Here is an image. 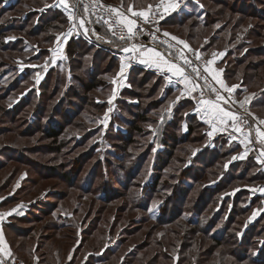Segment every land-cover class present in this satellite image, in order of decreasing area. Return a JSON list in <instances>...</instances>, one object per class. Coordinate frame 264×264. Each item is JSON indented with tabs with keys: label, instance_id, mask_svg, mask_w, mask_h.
<instances>
[{
	"label": "rangeland",
	"instance_id": "rangeland-1",
	"mask_svg": "<svg viewBox=\"0 0 264 264\" xmlns=\"http://www.w3.org/2000/svg\"><path fill=\"white\" fill-rule=\"evenodd\" d=\"M157 2H159V0H153L151 4L154 5ZM229 2L230 5H233L234 0H229ZM6 5L8 6V4ZM192 5H194V7ZM195 6L199 8L200 13L196 12ZM147 7L148 5L146 8ZM135 10H142V8ZM187 11H195L196 15H202L203 6H201L200 0H192L189 2L177 17H181L187 13ZM17 12L18 10L13 13L2 12L3 15L0 16V24H10L9 21L19 15ZM60 22L63 23V19H61ZM70 23H73V25H70ZM77 23L80 24L73 16L72 19L68 20L67 24L64 21V32L70 30L71 27L68 36L63 37L62 35L64 32H62L52 43L42 41L43 37L46 35H42L38 38L29 36L28 31L31 30L33 23L26 26L23 30L10 28L11 30L6 32L7 36H5L3 42L13 46H27L28 49L23 54H19L17 51L10 49L9 52H3L0 46V92L4 93L7 90L10 92L6 100L4 99L0 104V109H2V112H0V128H8L7 131L0 132V151L6 156L14 157L11 160H7V166L0 171V176L7 173L6 178L0 181V200L3 201L1 211L11 212L15 209L14 207H23L21 213L11 218L12 220H17L26 212L38 210L35 215H32V219L29 222H20V224H18L21 230L32 227L30 230L21 233V235L28 236L29 240L27 238L21 240L20 237L16 236L17 234H15L14 230L11 229L9 233H7L9 248L11 249L9 256H16L22 259L26 264H129L133 256L130 253L135 252L138 256H142L146 253V264L149 262H153V264H178L180 262V257H182L181 253L184 252L179 250L180 246H178L179 249L174 247V249L170 250V256L168 260H165V252L160 248L158 249L157 244L162 241L169 243L173 241L177 235L182 237L185 232H189V234L194 236V239L198 243L197 250L200 254H210L214 246H211L210 240L198 230L201 228L197 226V229L191 223V220L196 221V216L191 214L195 209L193 204L185 206L186 203L184 204V200H181V206H177L176 209H182L181 207L183 205L185 207L183 206L184 211L182 210V214L178 213V215H180L178 217L175 216L176 218L174 217V220H177L175 224L172 226L161 224L162 218L160 215L163 212L162 207L164 204H168L170 195L173 193V188L177 182L175 175H179L183 171L181 160L177 161L175 159L173 163L166 168L164 171L165 174L162 176L161 184L165 185V181H168L167 185L171 188L165 190L162 188L155 197L151 196L153 202L148 210L142 211L138 208L130 209L131 204L129 200L137 195L141 183L146 181V191L153 187L152 183L158 172L155 175H151V161H154V154L163 149L162 144L158 143L160 142L158 139L161 135V131L163 132L164 130L161 125L165 120L164 118L168 116V112L165 111L168 110L167 108H169L170 104L161 103L157 110L153 109L149 112L146 117V123L139 124L141 130L134 132L131 136L134 142L133 146H128L122 139L116 138V133H122L121 135L128 134L124 126L127 116L129 117L130 115V112L127 116L125 115L127 113V106L128 104L130 105L132 101H134V103L138 101L125 98L124 91L131 88L138 91V85L137 83H132L130 79H128L127 82H118L117 86L114 84L118 81V76L120 74L119 59L111 52L98 49L96 45L89 41L87 34L83 32L84 26L80 25L79 27ZM235 23L236 22L233 24ZM253 25H255L257 30L250 34L248 32ZM166 30L172 37L177 38L175 40L183 41L188 46L199 51L203 57L210 59L212 61V66L213 60L216 61L223 57L224 60H222L223 62L220 64V67L224 69L225 72L230 69L228 71L229 73L235 69L234 67L238 60L244 58L248 48H260L261 45H264V37H255L257 33L264 30V20L259 19H246L245 22H242L239 27L234 29V35L225 33L223 35L224 38H221L222 41H218L215 46H209L207 49L206 42H209V37L214 32L215 28H213V30H208V35H205L202 41L199 40L197 45H194L193 41H187L186 39L178 37L177 33H175V28L171 29L166 27ZM196 31L197 30H194V32ZM49 33H52V31ZM223 39H225V41H223ZM245 42H251V44H245ZM1 43L2 41L0 40V45ZM78 43L86 45V49H88V51L85 49L86 56L82 62H78L76 59L77 55L84 51L81 45L76 51V54L74 53L71 55L69 53V48L75 45L78 47ZM262 49L264 50V48ZM263 50H257L256 52L258 54L255 53V55L248 54L244 62L247 63V65L262 62L259 71L264 74V54L259 53ZM229 51H232V55H230L227 60ZM98 52L100 53L99 59L101 60V64H97L98 69L95 78H97V81H103L105 87H100L95 92H92L91 96H94L98 105L102 106L101 111L96 113L98 109H94L96 112L93 113V106L90 102H84L86 108H84L82 114L80 112L81 116L78 117L80 115L78 113L79 110H76L75 106L76 104L81 106L84 96H79L77 91L82 88L80 85L81 82L88 80L85 81L86 85H91L93 83L89 81V76L93 71V66L90 65L93 62L94 53ZM52 55L54 59H52ZM224 55L226 56L224 57ZM72 60L73 63L75 62L73 69L70 67ZM50 69L55 73V76H53L52 81L42 90L41 85L46 78V73L50 71ZM86 69L89 74L85 72ZM244 69L245 65L240 68L241 71ZM58 73L62 76L64 82L62 81L60 83L61 87L58 89V92L53 93L52 90L57 83L56 78H61L59 75L57 76ZM72 75H77L75 78L76 80ZM239 77L242 78V75ZM120 78H122V76ZM141 79L142 76L138 75L136 81L139 82ZM239 81L241 80L235 78L226 82L227 86L230 88L240 87V89H242L243 87ZM124 83L126 87L120 88L121 86L124 87ZM155 83V79H150V86L145 89V92L149 91L150 87L152 88ZM11 85L15 86L12 88V91H10ZM156 87L153 96L149 98L143 97V102L145 101L146 105L150 101L159 99L160 88H163V84H158ZM122 89L124 90L122 91ZM260 91V87H255L252 92H247L246 90L240 91L241 94L234 95L233 97L234 105L239 108L241 103L245 100L247 102L252 100L250 104L246 103L239 109H243L246 105H250V111L254 113L251 110V104L254 102V97L257 95V92ZM43 92L45 93V97L42 100V105L49 104V107L42 120V125L49 121V119L50 121H56V128H58L61 123L65 125L64 129H62L65 130V132L63 131L64 133L56 145L48 140L43 133H40L37 124L35 126L31 125L28 128L29 117L38 109L37 105L41 101L39 96ZM53 97L55 98L52 99ZM64 98L66 99L64 100ZM28 99H31L32 102L23 106V108L19 107L17 112L13 115L12 112L16 109L11 111V108L21 101V103H23ZM83 99H85V97ZM60 100L64 102L62 111L60 109L56 112L51 111L53 110L52 107H55ZM89 105H91V109H89ZM138 111L141 113L143 110L139 108ZM53 112L55 115H53ZM73 112L77 113V115H72ZM120 113H124L122 117H118ZM256 113L264 119V108ZM70 118L72 119L69 120ZM79 122H83L84 124L79 129H76ZM88 133H91L88 139L83 142L78 141V138ZM5 145H8L7 147L9 148H4ZM192 145L195 146H186L191 149L192 152L205 147L203 144ZM207 145L215 148L216 144L214 145L212 142ZM239 145L241 146V144ZM239 145L234 146L227 143V145L224 144V148L220 146L225 152H230V157L226 158L227 161L221 162L220 165H236L250 159L251 154L248 155ZM149 146L151 147L150 150L152 153L150 160L146 162V165L143 159L141 160V165H145L146 167L138 171V175L135 177L136 179L131 180V174L135 164L133 160L126 158L128 152L129 155L138 156L145 153L146 150L149 149ZM59 148H61L60 151L58 150ZM18 151L28 155L27 162H22L17 158L20 155V153H17ZM189 155L190 152L186 149L183 154L184 159L188 160ZM241 156H243V158H241ZM98 168L100 170L99 172ZM240 170L242 169L240 168ZM215 172L213 170L208 171V175H206L203 180H200L194 190L191 191L189 199L196 198L199 192L208 186V182L215 181L218 174L222 172L221 167H218V171L215 168ZM255 172L258 173L257 167L255 168ZM86 178L88 181H93L91 190L88 192L81 189ZM148 179H150V181H148ZM248 181L249 180H247V183L237 181L234 185L229 187L228 191L221 194L222 196L220 195L214 199L218 200L217 205L216 203H207L204 213H202L204 218H200L199 221L205 224L206 217H209L214 211L220 209L223 205L222 201L224 198L228 197V195L233 197L239 190H249L250 194L253 196H258V194L263 193L264 181H257L253 185L249 184ZM116 183H118L119 186H117ZM103 191L108 193L107 201L100 199ZM147 197H150L148 193ZM260 198H256L257 205L254 210L263 212L264 196H260ZM210 200L211 198L206 200V202ZM54 205H56V207H52ZM173 211H175L174 208L171 212ZM48 213H52V217H50ZM251 215L249 213L246 214L245 217L240 218L241 222H238L237 228H235L236 233L239 234L242 229V224L239 223H243V221ZM262 215L264 217V214ZM63 216L77 223V226L73 225V223L70 224L71 226L73 225L72 227L76 228L74 232L77 233L73 236L76 241H63L59 236L62 231H53L54 227L52 223H59L58 218ZM227 217L226 213L224 219L219 223V227L224 224ZM176 225H181V230H178L179 228ZM114 226H116L115 231L113 230ZM171 228L174 229V231L171 230ZM261 228H264V221L259 229ZM176 230H178V234L175 232ZM113 232H115V234L111 235ZM125 233H128L127 237ZM259 236V239L264 238V234ZM111 237L116 240L120 238L124 239L122 246L119 247V251L115 254L113 253V255L109 254L110 247L117 244H115V241ZM11 241L16 243V245H14L15 248H17V245L22 243L24 245L25 243V249L22 248L24 247L22 246L16 250L10 245ZM81 242L83 244L82 248L77 250L76 255H74L75 246L81 244ZM185 245L194 247L196 243H194L193 240H191L190 243L185 241L183 247H186ZM24 250L30 251L32 255L29 254L28 257L27 252ZM222 250H225V247L219 246V249L215 250V256L219 257ZM94 253L95 255L93 256ZM104 253V258L111 259V263H104L105 260H101V258L103 259ZM203 257L206 259L208 256L203 255ZM222 259L225 264H249L248 262L238 261L236 256H226ZM134 260L135 259H133L132 264H136ZM199 264L207 263L204 262Z\"/></svg>",
	"mask_w": 264,
	"mask_h": 264
},
{
	"label": "trees",
	"instance_id": "trees-1",
	"mask_svg": "<svg viewBox=\"0 0 264 264\" xmlns=\"http://www.w3.org/2000/svg\"><path fill=\"white\" fill-rule=\"evenodd\" d=\"M2 1V2H1ZM29 1V2H28ZM57 1V0H56ZM110 1H116L120 3L124 8H128L129 5H134L135 9L142 8L146 9L147 5H150L153 0H110ZM28 2V3H26ZM52 1L51 0H0V16H2V12L6 13H13L14 11L18 10V14L16 17H14L8 25L0 24V40L1 43V50L3 52H9L10 50L17 51L19 54H23L28 49L27 46L19 47L17 45H11V44H5L4 39L5 36H7L8 31H10L12 28H17L20 30H23L26 26H29L31 23H33V26L31 27V30L28 31L29 36H34L35 38H38L42 35H46L43 37V42H53L55 39L64 32V21L68 22L69 17L68 15H65L62 11L59 10H47L42 11L44 8H46ZM201 6H203V12L202 15L198 16L194 12H187L181 17L178 14L172 17L170 20L165 22V27L169 28H175V33H177V36L183 39H186L187 41H193L194 45H197V42L200 40L202 41L205 38V35H208V30L215 28L212 35L209 37V42H206V49L209 46H215V44L218 41H222L221 38H224L223 35L225 33H231L234 35L235 28L239 27L242 22H245L246 19H259L264 20V0H234L233 5H230L229 0H200ZM158 3V2H157ZM8 4V6L6 5ZM156 4V3H155ZM152 5V4H151ZM263 6V7H262ZM24 7V8H23ZM229 8V9H228ZM181 13V12H180ZM179 13V14H180ZM70 14V13H68ZM63 17V18H62ZM63 19V23L60 22V20ZM236 22L235 24H233ZM19 24V25H17ZM69 24V23H68ZM220 24V25H219ZM11 28V29H10ZM234 28V29H233ZM194 30H197L194 32ZM257 28L255 25L249 30L248 33L255 32ZM5 31V32H4ZM52 33H49L51 32ZM46 33V34H45ZM255 37H264V30L257 33ZM249 38V37H248ZM225 41V39H223ZM245 44H251L245 42ZM73 45V44H72ZM74 47L69 48V53L76 54V51L80 47V43H78ZM83 47L82 50L83 53H79L77 55V61L82 62L84 60V57L86 56V45H81ZM244 46V45H242ZM262 48H264V45H261ZM260 47V48H261ZM74 48V49H73ZM251 48V47H250ZM248 48L247 53L245 54L244 58L239 59L238 62L235 64V69L228 72L230 69H228L225 72V78L226 81L233 80L237 78L241 81L240 84L243 87L242 89H238L237 95L241 94L240 91L246 90L247 92H252L255 87H260V92H257V95L255 96L254 102L251 104V110L257 115L258 111L264 108V74L260 73L259 67L262 64V62H259L257 64H248L244 61L246 60V56L249 55H255L258 54L256 51L263 50L262 48L255 47L254 49ZM72 49V51H71ZM86 49V51H85ZM96 52V51H95ZM249 52V53H248ZM227 60L229 59L230 55H232V51L228 52ZM260 54H264V50L262 52H259ZM81 54V55H80ZM93 62L90 66H93V71L91 72L89 76V81L93 82L91 85H86L85 80L84 82H81V89L77 91V94L83 95L85 99L82 98V104L75 106L76 110L78 109V113L82 114L84 112V108H86L84 102H90V104L93 106V113L96 112L94 109H98V112L101 111V105H98V103L95 101L94 96H91L92 92H95L100 87H105V83L102 81H97V78L95 76L97 75V69L98 65L101 64V60L99 59L100 53H94ZM1 56V55H0ZM264 56V55H263ZM75 63V62H74ZM73 60L71 61V68H74ZM245 65V69L243 71L240 70V68ZM96 70V71H95ZM87 74L89 72L87 69L85 70ZM253 72V73H251ZM46 78L43 81L41 85V89L43 90L49 82L52 81L53 76H55V73L53 71H48L46 73ZM60 76L58 73L57 76ZM142 76L141 81L137 82L136 78L137 76ZM242 75V78L239 76ZM74 76V79L77 77V75ZM56 78V85L54 86L52 92L57 93L58 89L61 87V82H64V79ZM95 78V79H94ZM129 79L132 83H137L138 85V91L134 88L127 89L124 91L125 98H131L133 100H138L134 103L132 101L130 105L127 106V113L126 116L130 112V116H127V120L124 123L125 129L127 130V135H121L122 133H116L117 137L122 139L126 145L133 146L134 142L132 141V134L134 132H137L138 130H141V127L139 124L146 123V117L148 116L149 112L154 110H157L160 106L159 104L163 103L161 98L155 100V101H148L149 103L146 105L145 101L143 102V97H150L155 94L156 86L158 84H163L161 80H157L155 85L149 89V91L145 92V89L148 88L150 79H155V77L151 76L150 74L146 73V71L135 68L132 70ZM76 80V79H75ZM156 80V79H155ZM96 82V83H95ZM98 83V84H97ZM14 84V83H13ZM60 84V85H59ZM15 87L13 85L10 86V91H12V88ZM76 94V93H75ZM10 95V92L5 91L4 93L0 92V104L6 100V97ZM41 101L38 103L37 107L38 109L31 114L29 117V126L32 125L35 126L37 124V128L40 130V133H43V135L46 136V138L50 141H52L55 145L58 144V140L62 137L63 133L65 132L64 129L65 125L62 123L59 124V127H57L56 121L52 120L47 121L44 125H42V120L48 111L47 108L49 107V104L42 105V100L45 97V93L43 92L40 96ZM53 97L52 99H54ZM66 98H64L65 100ZM22 102V101H21ZM18 103L16 106L11 108L13 111L12 114L14 115L15 112H17L18 108L30 104L32 102L31 99H28L27 101H24L23 103ZM50 103V102H49ZM62 105H64V102L60 100L55 107H52L53 110L56 112L58 109L62 111ZM91 105H89V109H91ZM145 106V107H144ZM182 107L181 105H177L174 109V114L171 116L168 114L167 118H164V122L162 123V129L164 128L163 132L161 131V135L159 137V144H162V151L156 152L154 161H151V175H155L157 172V176H155V180L153 181V187L149 188L148 191H146V181L140 184V190L137 192V195L129 200L131 207L130 209L138 208L142 211L148 210L149 206H151V203L153 202V198L155 197L159 191L164 188H171L168 187V181H165V185L161 184L162 176L165 174L164 171L167 167L173 163V161L176 159L181 160L183 164V171L179 175H175L176 184L173 188V193L170 195L168 204H164L162 207V213L161 218L163 225H174V220L176 217H178L180 214H182V209H176L177 206H181L180 202L181 200H184L185 206L189 204H193L195 209L192 211L191 214H194L196 216V221L191 220L192 225L198 229L200 227L201 229H198L200 232H202L211 242V246H214L211 253L203 254L205 256H208L206 259H204L203 255L200 254L197 250L198 243L194 239V236L188 233H184V235L181 237L178 234V230H181V225H176L179 229L176 230L177 236L176 238L166 243L165 241L158 242L157 248L163 250L165 252L164 258L165 260H168L170 256V250L174 249V247L180 246V251H184L182 254V257H180V262L178 264H199L206 262L207 264H225L224 260L222 258L224 257H233L236 256L238 261H244L248 262L249 264H264V238L259 239V235L264 234V228H260V225H262V222L264 221L263 215L260 217V219L256 220L252 223V217L255 212L256 207V201L257 197L258 199L260 196L257 195H251L249 190H239L234 194L233 197H230L231 195H228V197L224 198L222 201V206L218 211H214L213 214H211L209 217H206V223L202 224L200 218H204L202 213H204V209L207 206V203H218V200H214L215 198L219 197L221 194L228 191V188L234 185L237 181L247 183V180H249V184H254L257 181L263 182L264 181V169L260 167L255 159L250 158L246 160L244 163L236 164V165H220L221 162L227 161L226 158L230 157V152L223 150L224 144L227 145L226 140L223 138H218L217 140H211L207 135V127L206 125L200 123L196 117L187 116L184 114V111H181L179 108ZM139 108L143 110L141 113H139ZM75 110V109H74ZM137 110V111H135ZM258 110V111H257ZM0 112H2V109H0ZM53 112V115H55ZM68 113V111H67ZM102 113V112H101ZM132 113V114H131ZM81 114L78 116L80 117ZM100 114V113H99ZM124 113H120L118 117H122ZM72 115H77V113H74ZM259 115V114H258ZM186 118V124L188 129H186L184 132L182 130L183 124L185 123ZM70 118L69 120H71ZM69 123V122H68ZM84 123L79 122L76 129H79L82 127ZM33 128V127H32ZM7 127L0 128V132L7 131ZM161 129V130H162ZM64 131V132H63ZM91 133H88L87 135H82L81 138H78L79 142H83L84 140L88 139L89 135ZM1 138V137H0ZM132 141V142H131ZM51 142V144H52ZM215 145V148H212L210 145H207L208 143H212ZM192 144L202 145L205 147L199 148L197 151L192 152L191 149L187 148L186 146H195ZM114 145V144H113ZM8 145H5L4 148ZM223 148H221V147ZM12 147V146H10ZM116 148V147H115ZM114 148V150H115ZM151 147L149 146V149L146 150L145 153H142L141 155H129V152L126 156V158H129L134 161V170H132L131 174V180L136 179L135 177L138 175V171H141L144 167H146V162L150 160L151 153ZM186 149L190 152L189 159L185 160L183 154L185 153ZM8 150V149H5ZM59 151L61 148L58 149ZM15 152V151H14ZM17 153H20L18 159L22 162H27V154L21 153L18 151ZM60 153V152H57ZM188 153V152H186ZM235 153V152H233ZM228 155V156H227ZM145 157V158H144ZM14 157L6 156L0 151V171L3 170L7 166V160H11ZM144 161V166L141 164V160ZM31 160V158H30ZM229 160V159H228ZM184 162V163H183ZM228 165V166H227ZM239 165V168H238ZM218 167H221L222 172L218 174L217 178L213 182H208V186L203 188L198 196L194 199H189V195L192 190H194L195 186L200 180H203L206 175H208L209 170H213L215 172V168L218 171ZM257 167L258 173L255 172V168ZM133 168V167H132ZM240 168L242 170H240ZM51 170V169H50ZM98 168V172H99ZM141 173V172H139ZM216 173V172H215ZM7 176V173H5L3 176H0V181L5 179ZM64 176V175H63ZM150 181V179H148ZM92 180H89L86 178L82 184L81 189L88 192L91 190L92 186ZM117 186H119L118 183H116ZM125 186V185H124ZM126 187V186H125ZM240 187V186H239ZM118 190V189H116ZM101 192V191H100ZM104 193V194H103ZM147 193L150 195V197H147ZM101 195V194H100ZM99 195V196H100ZM222 196V195H221ZM210 201H207L210 199ZM100 199L107 201L108 200V193L102 192V197L100 196ZM263 199V198H260ZM214 200V201H213ZM230 202V203H229ZM225 204V205H224ZM184 206V207H185ZM56 207V205L52 206ZM51 207V208H52ZM241 207V208H240ZM174 208L175 211L171 212ZM50 211V210H49ZM38 212V210L29 211L26 212L23 216L19 217L17 220H11L10 224H7L5 226L6 231V237L8 239V234L10 229L14 230L16 236L20 237L21 240H24V238H27L29 240V237L26 235H21V233H24V231L30 230L32 227L26 228L25 230H21V227H18V224L23 222H29L32 219V215H35ZM177 212V213H176ZM178 213H180L178 215ZM216 213V215H215ZM227 213V220H225L224 224L219 227V223L224 219ZM251 215L249 216L242 224V229L238 233H236L235 228H237L238 222H241L240 218H243L246 216V214ZM50 217H52V213H48ZM176 216V217H175ZM175 217V218H174ZM251 217V218H250ZM250 219V220H249ZM59 223L53 222L52 225L54 227L53 231H59L62 233L59 235L60 238L65 241H76L75 234L77 232H74L76 228L72 227L73 225L77 226V223L75 221H72L71 219H67L66 217H59L58 218ZM73 225L71 226L70 224ZM114 225V222H113ZM162 225V226H163ZM198 226V227H197ZM112 227V225H111ZM116 226L113 227V230L115 231ZM51 230V229H47ZM171 230L174 231V229L171 228ZM52 231V232H53ZM263 232V233H262ZM115 232H113L111 235H114ZM125 236H128V233H125ZM113 238V237H111ZM120 238V237H118ZM115 244L112 245L109 250V254L113 255V253H117L119 251V247L122 246L124 239H114ZM122 240V241H120ZM191 240L196 243V245L193 246H187L183 247L184 242H191ZM9 241V240H8ZM119 241V242H118ZM11 246L15 248L14 245L16 243H13V241L10 242ZM70 245V243H69ZM82 242L79 245H76L74 248V255H76V251L80 250L82 248ZM24 246V247H22ZM39 246V245H38ZM147 246V245H146ZM219 246H224L225 250H222V253L219 255V257L215 256V250L219 249ZM19 247H22L25 249V243L23 245H17L16 250H18ZM188 248V249H187ZM186 250V251H185ZM26 251V250H24ZM112 251V252H111ZM29 257V254H31L30 251H26ZM29 252V253H28ZM107 254V252H106ZM132 256L131 261L129 264L134 262L136 264H146V253L142 256H138L137 254L130 253ZM32 255V254H31ZM95 253L93 254V256ZM105 253L103 255V259L105 260L104 263H111V259L104 258ZM100 260V261H101ZM72 262V260H71ZM70 264V263H69ZM148 264H153V262H149Z\"/></svg>",
	"mask_w": 264,
	"mask_h": 264
},
{
	"label": "built area",
	"instance_id": "built-area-1",
	"mask_svg": "<svg viewBox=\"0 0 264 264\" xmlns=\"http://www.w3.org/2000/svg\"><path fill=\"white\" fill-rule=\"evenodd\" d=\"M191 1L176 0L177 7L167 11L159 1L149 11L147 22L144 21L143 17H134L131 13H127V8L114 1L68 0V10L75 20H83L88 24L90 32L87 33V37L98 49L111 52L117 58H121V51L124 48L135 44L139 40H145L147 43L157 46L166 57L184 66L186 73L199 85V96L201 98L215 99L216 92L213 91L215 89L221 96L228 99L227 104L229 106L234 107L231 93L224 90L211 75L212 63H208L211 60L203 57L199 51L186 43H178L177 40L172 39V36L166 30L165 22L179 14ZM101 5L106 7H101ZM108 7L125 12L131 19L137 21V27L134 30L136 34L131 39L127 38L126 28L116 22L115 14L109 12ZM105 21H108V23H105ZM164 33L169 35L165 36ZM185 44L187 47H185ZM181 55L191 61L190 66L184 64ZM193 67L197 69V72L192 71ZM206 68L208 71L205 70ZM235 109L241 117L242 122L239 126L242 132H249L250 130L256 132L258 128L264 130V124L259 123L264 119L251 113L250 105H246L243 109ZM0 264L26 263L16 256H2L0 254Z\"/></svg>",
	"mask_w": 264,
	"mask_h": 264
},
{
	"label": "crops",
	"instance_id": "crops-1",
	"mask_svg": "<svg viewBox=\"0 0 264 264\" xmlns=\"http://www.w3.org/2000/svg\"><path fill=\"white\" fill-rule=\"evenodd\" d=\"M161 1V0H159ZM176 2V0H175ZM194 7V5H192ZM191 6V7H192ZM196 12L200 13V10L198 7H196ZM59 10L62 11L65 15H69V10L65 9L64 5L59 4V1L52 0V2L44 8L42 11H47V10ZM188 12V11H187ZM195 13V11H192ZM196 14V13H195ZM70 20V19H69ZM80 24L77 23V25L80 27V25L84 26L83 32L87 34L89 31L88 24L83 21L79 20ZM70 25H73V23H70ZM76 28V27H75ZM71 30V27H70ZM70 30H66L64 34L62 35L63 37H67ZM138 48L139 51L137 52H125L124 49L121 51L122 52V57L118 58L120 61V74L118 76V81H116L114 84L117 86L118 82H127L129 79V76L132 72L133 69L138 68L141 70L146 71V73L150 74L151 76L155 77L156 82L157 80H161L163 83V88H160V98L162 102L165 104L167 103L169 105L168 110L165 112H168L167 114H170L171 116L174 114V106L176 107L177 105H181L179 109L181 111H184V114L186 117L192 116L196 117L198 121L207 127V135L211 140H217L218 138H223L226 140V143L229 145H239L240 148L243 149L244 152H247L248 155L251 154V157L255 159L256 163L264 169V163H261L260 161H264V156L261 155L262 152H264V143H261L257 136L255 131H249V132H235L233 131L231 127V121L228 122L227 126L219 124L217 122H209L210 117L208 115H205L204 113V106L199 104V101L201 100V97L199 96L200 88L199 85L186 73L185 74L190 78L193 84L197 85L196 91L191 92V94L188 93V90L185 88L184 83H182L177 77L172 76L171 73L168 72H161L159 69L155 67V64L153 61L149 60L148 57L141 55L142 52L146 51L147 49L151 48L154 49L155 51L160 52L167 60L172 61L177 63L176 61L166 57L162 51L155 45L147 43L145 40H139L135 44ZM132 46V45H131ZM131 46L126 47V48H131ZM50 51V50H49ZM226 55H224L225 57ZM52 59H54V56L52 55ZM117 58V57H116ZM224 58H219L216 61L213 60V66L211 68V75L216 77V82L222 87L221 83L218 81H223L225 85H227L226 78H225V70L221 69L220 64L223 62ZM142 61H148L147 63H144ZM178 64V63H177ZM123 69V71H122ZM122 74V75H121ZM122 76V78H120ZM120 78V79H119ZM125 80V81H124ZM191 84L188 86V88H191ZM126 84L124 83V87L120 88H125ZM224 88V87H223ZM233 91L231 92L232 97L234 95H237V91L239 87H232ZM124 89H122L123 91ZM225 90V89H224ZM235 93V94H234ZM207 99V98H205ZM255 99V97H254ZM252 101V100H251ZM251 101L247 102L246 100L241 103L239 108L243 107L244 104L246 103H251ZM223 107L226 109L233 111L238 114L234 107L229 106L228 104H222ZM197 107H200V112H197ZM238 108V109H239ZM185 123L183 124V132L188 129L187 124H186V118H185ZM213 124H215V130L213 129ZM254 129V128H253ZM209 133H212L211 136ZM247 135L248 140L245 141V136ZM235 137V139H233ZM253 155V156H252ZM250 157V158H251ZM245 160V159H243ZM263 193L258 194V196H264V189L262 190ZM2 200H0V235H2V243H0V249L3 251H0V254L2 256H9L11 253V249L9 248V243L8 239L6 237V231H5V226L7 224H10L11 218L14 216H17V214L21 213V209L23 207H14L15 209L12 210L11 212H2L1 207H2ZM8 213H11L10 215H7ZM263 212H259L255 210L254 216L252 217V223L255 222L256 220L260 219L262 216Z\"/></svg>",
	"mask_w": 264,
	"mask_h": 264
},
{
	"label": "snow or ice",
	"instance_id": "snow-or-ice-1",
	"mask_svg": "<svg viewBox=\"0 0 264 264\" xmlns=\"http://www.w3.org/2000/svg\"><path fill=\"white\" fill-rule=\"evenodd\" d=\"M59 4L64 5L65 9L69 8L68 0H59ZM161 5L164 6L165 11L169 9H174L177 7V4L175 0H161ZM101 7H106L101 5ZM153 8V5H148L146 9L142 10H135L134 5H129L127 8V13H131L134 17H143L144 21L147 22L149 19V11ZM108 11L111 13H114L117 18V23L120 25H123L124 28L127 30V38L131 39L136 33L135 29L137 27V21L131 19L125 12H121L120 10L116 8L108 7ZM69 19H72V16H69ZM105 23H108V21H105ZM111 30V29H110ZM165 36H168V33H164ZM123 38V37H122ZM172 39H177L176 37H172ZM178 43L183 44V41H177ZM185 47L187 45L185 44ZM125 52H137L139 51V48L136 45H132L131 48H125ZM141 55L148 57L149 60L153 61L155 64V67L159 69L161 72H168L171 73L172 76L177 77L182 83H184L185 88L188 90V93L191 94V92H195L197 85L193 84L190 78L185 74V68L184 66L177 64L175 62L167 60L160 52L155 51L154 49H147L146 51L142 52ZM199 58V57H197ZM181 59H183L185 65H191V61H189L186 57H183L181 55ZM144 63H147L148 61H142ZM209 64L212 63V61H208ZM208 71V69H205ZM123 71V69H122ZM193 72H197L196 68H192ZM216 79V77H213ZM221 83L222 87L225 88L226 91L231 93L233 91V88L228 87L223 83V81H218ZM192 85L191 88H188L189 85ZM214 92H216L215 99H203L199 101V104L204 106V113L205 115H208L210 117L209 122H217L219 124L227 126L228 122L231 121V127L233 131L240 132L242 129L240 128L241 117L225 107L222 106V104H227L229 101L224 96H221L215 89H213ZM111 102V101H109ZM197 112H200V107H197ZM246 111V110H245ZM259 123L264 124V120L260 121ZM213 129L215 130V124H213ZM212 133H209L211 136ZM256 136L258 140L261 143H264V130L257 129L256 130ZM235 139V137H233ZM248 140L247 135L245 136V141ZM246 154V153H245ZM262 156H264V152L261 153ZM243 158V156H241ZM261 163H264V161H260ZM11 213H8L7 215H10ZM0 243H2V235H0ZM0 251H3L0 249Z\"/></svg>",
	"mask_w": 264,
	"mask_h": 264
}]
</instances>
